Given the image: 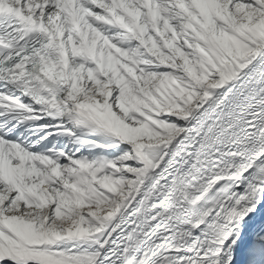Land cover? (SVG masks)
I'll use <instances>...</instances> for the list:
<instances>
[{"label": "snow or ice", "instance_id": "snow-or-ice-1", "mask_svg": "<svg viewBox=\"0 0 264 264\" xmlns=\"http://www.w3.org/2000/svg\"><path fill=\"white\" fill-rule=\"evenodd\" d=\"M0 264H264V0H0Z\"/></svg>", "mask_w": 264, "mask_h": 264}]
</instances>
